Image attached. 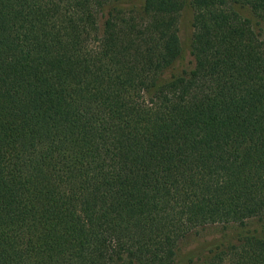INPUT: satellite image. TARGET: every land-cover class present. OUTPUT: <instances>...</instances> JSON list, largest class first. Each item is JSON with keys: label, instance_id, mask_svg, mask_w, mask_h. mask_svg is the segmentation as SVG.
Returning <instances> with one entry per match:
<instances>
[{"label": "trees", "instance_id": "obj_1", "mask_svg": "<svg viewBox=\"0 0 264 264\" xmlns=\"http://www.w3.org/2000/svg\"><path fill=\"white\" fill-rule=\"evenodd\" d=\"M182 5L0 0V264H264V0Z\"/></svg>", "mask_w": 264, "mask_h": 264}, {"label": "rangeland", "instance_id": "obj_2", "mask_svg": "<svg viewBox=\"0 0 264 264\" xmlns=\"http://www.w3.org/2000/svg\"><path fill=\"white\" fill-rule=\"evenodd\" d=\"M245 14V13H244ZM192 10L189 0H183L177 23V35L182 48L175 67L178 69L189 67L190 57L188 55V43L192 33L191 28ZM255 231L264 239V229L255 223H251L247 231ZM242 229L233 227L221 228L220 226H204L196 228L180 239L177 243L173 264H196L208 254V250L224 239H234Z\"/></svg>", "mask_w": 264, "mask_h": 264}]
</instances>
